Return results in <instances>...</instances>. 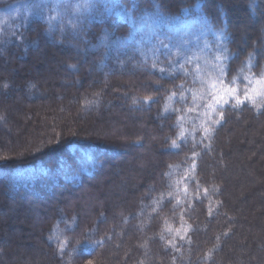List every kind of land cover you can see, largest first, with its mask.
<instances>
[{
  "label": "trees",
  "instance_id": "16d2710c",
  "mask_svg": "<svg viewBox=\"0 0 264 264\" xmlns=\"http://www.w3.org/2000/svg\"><path fill=\"white\" fill-rule=\"evenodd\" d=\"M262 73L264 0H0V264H259Z\"/></svg>",
  "mask_w": 264,
  "mask_h": 264
},
{
  "label": "rangeland",
  "instance_id": "374dc122",
  "mask_svg": "<svg viewBox=\"0 0 264 264\" xmlns=\"http://www.w3.org/2000/svg\"><path fill=\"white\" fill-rule=\"evenodd\" d=\"M240 17L242 18L243 16L240 15ZM250 26H251L250 23L248 24L245 23L244 28L241 32L243 33L250 32L251 31ZM194 52L197 53L196 54L197 56H202L203 59H205L208 53V44L205 41H201L200 39L197 38L196 43H195ZM64 83L65 81L60 82V85L62 88L65 87V84H68V83H65V84ZM212 89L215 90V86ZM39 95L41 96V98L45 97L47 95V91L45 89H42V93ZM28 97L27 99H29ZM13 99L14 98H9V101L12 102ZM250 131L252 132L251 134H250ZM254 131L256 132V130H253V129L245 130L236 136L237 140L234 139V143L236 142L237 144L236 147H234L235 148L234 153L232 152V155L230 158L226 156L228 159L227 166H228V169H230L229 172L232 178V180H228L227 185L228 187L235 186L237 190V194L239 192V194L237 195V200L239 203H241V205L238 210L240 212H244L246 217L247 215L249 216V218L251 217L250 222H252L253 224L250 229L251 232L249 233L250 239H248L246 242H252L255 244V247H256L255 250H256V254H258L259 264H264V260H262L264 259V218H262V214L264 212V199L262 198L264 194V176H262L264 174V163L262 162L264 161V157H260V154L255 155V149L259 150L258 148H260V150H263V147L261 144L255 145L254 144L255 142L251 140V138L257 136L256 134L253 133ZM247 132H249L248 135L246 134ZM0 135H3V140L6 139L5 141L9 142L8 141V139H10L9 137L14 139L16 135V129L14 127L9 128V127L0 126ZM6 136L8 137V139L6 138ZM262 140L264 142V139ZM19 142H20V146H22L24 143V140L22 139ZM15 146L17 148L19 147V145H15ZM253 154H254V157L256 158V161L258 163H261V167L259 166L260 168L258 166H256V168H253V165L249 164V157H251V155ZM231 182H232V185H231ZM232 187H230V190L232 189ZM249 189L258 190V191L254 194V196H250ZM240 191L242 192L240 193ZM247 196L249 200H247ZM2 214L3 213L0 211V216ZM12 224L14 226L20 225L24 227L25 229L28 227V224L23 223V222L18 223L16 221H12ZM253 227H256V228L253 229ZM255 240H257L256 243H255ZM246 242H243V244H246ZM28 252L30 253L34 252V249L30 247V249H28ZM260 260H261V263H260ZM253 261L255 263V259H253ZM257 261L258 260L256 259V262Z\"/></svg>",
  "mask_w": 264,
  "mask_h": 264
},
{
  "label": "snow or ice",
  "instance_id": "6c2138e0",
  "mask_svg": "<svg viewBox=\"0 0 264 264\" xmlns=\"http://www.w3.org/2000/svg\"><path fill=\"white\" fill-rule=\"evenodd\" d=\"M262 79H264V73L261 74ZM5 87H7V85H5Z\"/></svg>",
  "mask_w": 264,
  "mask_h": 264
}]
</instances>
